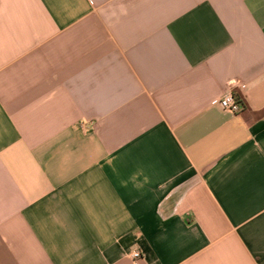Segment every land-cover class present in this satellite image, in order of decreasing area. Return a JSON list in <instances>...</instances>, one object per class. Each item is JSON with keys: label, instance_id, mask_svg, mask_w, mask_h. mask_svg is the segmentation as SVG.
Here are the masks:
<instances>
[{"label": "crops", "instance_id": "crops-1", "mask_svg": "<svg viewBox=\"0 0 264 264\" xmlns=\"http://www.w3.org/2000/svg\"><path fill=\"white\" fill-rule=\"evenodd\" d=\"M0 264H264V0H0Z\"/></svg>", "mask_w": 264, "mask_h": 264}, {"label": "built area", "instance_id": "built-area-1", "mask_svg": "<svg viewBox=\"0 0 264 264\" xmlns=\"http://www.w3.org/2000/svg\"><path fill=\"white\" fill-rule=\"evenodd\" d=\"M216 103L223 109L232 111L234 113H240L243 109L240 100L234 93V87H230L223 95L216 100ZM131 256L134 259L141 257L140 250H134L131 252Z\"/></svg>", "mask_w": 264, "mask_h": 264}]
</instances>
